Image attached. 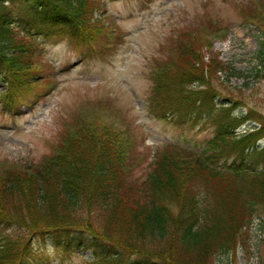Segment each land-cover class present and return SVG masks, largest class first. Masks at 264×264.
<instances>
[{"label": "trees", "instance_id": "trees-1", "mask_svg": "<svg viewBox=\"0 0 264 264\" xmlns=\"http://www.w3.org/2000/svg\"><path fill=\"white\" fill-rule=\"evenodd\" d=\"M99 4L0 0V96L11 104L42 77L36 36L76 44L98 37ZM204 44L194 34L178 42L153 73L148 108L212 126L207 145L160 157L136 187L115 128L105 123L62 133L56 151L33 170L0 167V264L32 263L39 239L63 251L89 250V264H205L212 253L229 251L252 211L264 209V120L236 133L249 117L217 106L213 81L218 72L227 80L240 72L218 56L206 58ZM257 58L264 66V39Z\"/></svg>", "mask_w": 264, "mask_h": 264}, {"label": "rangeland", "instance_id": "rangeland-1", "mask_svg": "<svg viewBox=\"0 0 264 264\" xmlns=\"http://www.w3.org/2000/svg\"><path fill=\"white\" fill-rule=\"evenodd\" d=\"M99 1L94 17L101 33L93 41L34 38L42 77L11 104L0 97V167L33 170L56 151L62 133L78 125L99 130L102 122L116 130L133 187L160 157L204 148L212 126L156 116L148 108L154 71L191 34L204 40L206 58L218 56L240 72L229 80L218 72L213 81L216 105H233L234 114L251 120L236 133L261 126L264 66L257 53L264 39V0ZM5 90L0 82V93ZM250 220L228 252L212 253L205 264H264V209L252 211ZM34 249L30 264H89L91 257L89 250L63 251L41 239Z\"/></svg>", "mask_w": 264, "mask_h": 264}]
</instances>
